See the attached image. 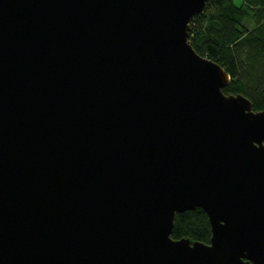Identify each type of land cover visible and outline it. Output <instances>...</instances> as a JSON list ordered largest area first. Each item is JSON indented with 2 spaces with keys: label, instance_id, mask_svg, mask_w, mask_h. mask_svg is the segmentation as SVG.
<instances>
[{
  "label": "water",
  "instance_id": "95a60500",
  "mask_svg": "<svg viewBox=\"0 0 264 264\" xmlns=\"http://www.w3.org/2000/svg\"><path fill=\"white\" fill-rule=\"evenodd\" d=\"M208 1L0 0V264H264V112L191 47Z\"/></svg>",
  "mask_w": 264,
  "mask_h": 264
},
{
  "label": "trees",
  "instance_id": "16d2710c",
  "mask_svg": "<svg viewBox=\"0 0 264 264\" xmlns=\"http://www.w3.org/2000/svg\"><path fill=\"white\" fill-rule=\"evenodd\" d=\"M188 40L201 57L229 76L224 95H242L254 112H264V0H209L189 24ZM173 240L209 244L211 228L204 211L176 214Z\"/></svg>",
  "mask_w": 264,
  "mask_h": 264
},
{
  "label": "rangeland",
  "instance_id": "374dc122",
  "mask_svg": "<svg viewBox=\"0 0 264 264\" xmlns=\"http://www.w3.org/2000/svg\"><path fill=\"white\" fill-rule=\"evenodd\" d=\"M235 2H236V3H239V2H240V0H235Z\"/></svg>",
  "mask_w": 264,
  "mask_h": 264
}]
</instances>
